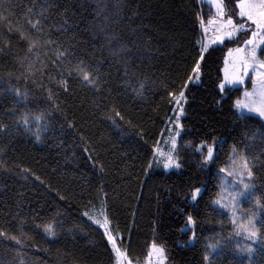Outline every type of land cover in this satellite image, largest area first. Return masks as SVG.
Here are the masks:
<instances>
[{
    "label": "trees",
    "instance_id": "16d2710c",
    "mask_svg": "<svg viewBox=\"0 0 264 264\" xmlns=\"http://www.w3.org/2000/svg\"><path fill=\"white\" fill-rule=\"evenodd\" d=\"M236 2L223 0L234 19ZM209 16L199 0H0V264H115L98 214L133 263L155 242L167 264H264V120L236 111L241 87L219 88L239 39L208 46L189 81ZM181 91L180 167L167 169L155 149L173 136ZM200 144L214 146L209 164ZM242 157L258 212L250 256L214 205L219 171Z\"/></svg>",
    "mask_w": 264,
    "mask_h": 264
},
{
    "label": "snow or ice",
    "instance_id": "6c2138e0",
    "mask_svg": "<svg viewBox=\"0 0 264 264\" xmlns=\"http://www.w3.org/2000/svg\"><path fill=\"white\" fill-rule=\"evenodd\" d=\"M215 7L217 10L218 16L221 18L219 21L212 19L209 20V24H219V27L215 29L216 35L214 38L211 40V43H223L225 39L227 40H233L236 38V35L238 32H240L245 25L244 24H239L235 23L233 21V18L231 15H227L226 19L225 17V11H224V6H223V0H214ZM239 7V16L242 18H246V21H250L251 24L255 25V30L252 31L251 36L248 39H245L243 41V46L237 47L235 49H229V55L231 56L233 52H235L236 59L238 60L239 64L242 67V71L238 76H234L231 80L228 81V83H240L242 84L244 82V77L248 75V70L251 68L254 75L252 76V84L253 88L259 89V95L261 96L262 101H264V60L260 59L259 56L257 55V50L261 48V45H264V0H239L238 3ZM203 22V21H202ZM33 27H37V25H33ZM207 29H205V32ZM25 39H30L29 37H24ZM35 43L30 41V48L29 51H32L33 47H35ZM208 45H203L200 53H199V59L195 61V66L192 69V72L196 74V79L199 78V71H200V64L201 61L204 59V53L207 51ZM77 72H79L82 75V79L84 82L88 84H94L95 81L90 75L89 72L85 71L83 67L80 65L76 66L75 69ZM69 75H71V70L69 71ZM193 77H189V81H192ZM60 85L67 90L68 84L66 80H61ZM144 87L143 84L140 85V88L142 89ZM187 87V85H185ZM221 91L224 90V85H220ZM17 96L19 97L21 93L19 90L16 92ZM139 94V93H138ZM169 95H173L172 93H169ZM245 97L248 98L253 95V93H249L245 91L244 93ZM184 98V93L183 91L180 92L179 98L174 97V99H177V103H179V99ZM49 99H51V93H49ZM237 108L240 109H246L248 112H256L259 114L260 117H264V102L261 103L260 106L258 107H253L250 104L247 103H242L240 100H237L236 102ZM183 109L181 108V112ZM119 115V113H116ZM37 121L41 119L40 116L35 117ZM20 122L27 127L29 124V117L28 114H24ZM179 125H177V128L179 129ZM179 130L177 131V136H179ZM39 138V137H37ZM201 146V150H202ZM176 149V142L175 139L173 138L172 141V150L175 151ZM166 163H164L165 168H179L180 164L178 163V159L174 157L172 154H168L165 156ZM213 159V148L208 147L207 149V156L205 157L204 162L207 163L208 161H211ZM242 159V164L240 165L241 169L243 170L241 172V176L239 179V184L242 186V190L235 192L234 194L231 195V200L232 201H237L240 198L244 197L246 194H250V191L252 189V185L249 183L244 182V172H246L247 178L249 180L252 179L253 177V172L251 170V167L249 166V163L246 158H241ZM235 164V161H233ZM221 171H224V169H221ZM229 176L234 175V172H228ZM201 192L200 188H196L192 192V199L196 200L197 196ZM221 196L223 198V192L221 193ZM215 203L220 204V201H216ZM222 207H227L226 204L221 205ZM258 206H264V205H259L258 201ZM87 215V213H85ZM95 223L99 224L100 221L97 220ZM108 220L107 217H104V223L101 225L102 227L105 228V234L107 235V238L109 242L111 243L112 246V251L115 254V264H132L131 260L127 258V253L126 251H122L120 246L117 244V236H114L111 234V232L108 231ZM235 223V221H233ZM188 224L189 225H194L195 220L193 217L189 216L188 217ZM241 229H243L245 232H247V237L248 239L252 241H256L259 239V233L256 230L255 227V220L254 218H249L247 225L241 224L239 225ZM44 232L48 234V236L54 237L55 236V231L51 225H48L44 228ZM239 234V233H237ZM0 235H4V233L0 232ZM21 235H24L23 231H21ZM193 239L195 238V233H193ZM11 239L16 240L17 244H20L21 242L16 239L15 236L11 237ZM209 250L212 252H216L221 245L218 243L216 245H209ZM152 250L158 253L160 257H164V248L159 247L153 242L152 244ZM238 252L241 253H246L249 256L253 253V249L251 247H246V248H237ZM205 260H209V256L206 254L205 255Z\"/></svg>",
    "mask_w": 264,
    "mask_h": 264
},
{
    "label": "rangeland",
    "instance_id": "374dc122",
    "mask_svg": "<svg viewBox=\"0 0 264 264\" xmlns=\"http://www.w3.org/2000/svg\"><path fill=\"white\" fill-rule=\"evenodd\" d=\"M199 1L201 3L207 4L209 9H210V16L207 19L202 20L203 21L202 22V31H203L202 44L208 45V46H210V45H222L225 41H231V40L225 39V41L223 43H211V40L217 34L215 29L219 27V24H216V25L209 24L208 21L212 20V19L219 21L221 18L217 14V10L215 7L214 0H199ZM238 3H239V0H237V2H236L237 19H234L233 16H232V18H233V21L235 23L244 24L245 27L240 32H238L236 35V38H234V39H239V43L235 46L228 48L225 52V55L223 58V66L221 68L222 77H221V82L219 84V88H220L221 84L224 85V88L241 87L242 88L241 94L237 100H240L242 103L250 104L253 107H258L264 101H262L261 96L259 95V89L257 88L254 90V88H253L251 78L254 75V73H253L251 68L248 70V75L244 77V82L242 84H240V83H228L229 80H231L234 76H238L240 74V72L242 71V67L239 64L238 60L236 59L237 54L235 52H233V54L230 56L229 55V49H235L237 47L243 46V41L245 39H248L251 36L252 31L255 30V25L251 24L250 21H246V18H242L239 16ZM225 14H226V12H225ZM227 15H229V14L225 15V17H224L225 19H226ZM205 29H207L206 32H205ZM257 52H258V50H257ZM195 77H196V74L193 75V80L195 79ZM245 91H247L249 93H253V95L246 98L244 95ZM181 100L182 99H179V103H176V109H175V112L173 113V117H172L171 123H170V126L172 124H174V126H175L174 129H172L173 130V136L171 137L170 141H164V143L162 145L157 146L155 149V153H156L157 157L160 158L161 161H163V164L166 163V159H165L166 155L172 154L175 157V153L172 150V141H173V138L174 139L176 138L177 131H178L177 125H179L178 119L182 115V112H181V102L182 101ZM234 106H235V109L238 113H250V114H254V115L260 117L259 114L256 112H248L246 109L237 108L236 103L234 104ZM260 118H262L264 120V117H260ZM201 146H203V145L200 144L197 148L199 150H201ZM208 147L213 148V155H214V146L213 145H208V146L206 145L205 147H202V149L204 148V150H205V154H204L205 157L207 156ZM205 157H204V160H205ZM233 161H235V164L233 163ZM233 161L231 160L230 164L221 168V169H224V171H221V170L219 171L220 189H219L218 197L214 201V205L221 212L226 213L229 216V218L232 222V225L234 227L233 239L236 240V242L238 244L240 243L242 248L251 247L253 249L257 240L254 242V241L248 239L247 232H245L243 229H241L239 227V225H241V224L247 225L248 219L254 218L255 227H256L258 212L256 209H252V207L249 206L248 196L250 194H246L244 197L240 198L237 201L231 200L230 194H234L235 192L242 190V186L239 184V179L241 176V172L243 171L240 167V165L242 164L243 161L241 159H237V158H233ZM210 162L211 161H208L205 164H209ZM171 168H173V167H171ZM228 172H234V175L229 176ZM244 182L251 184V180H249L247 178L246 172H244ZM222 192H223V198L221 196ZM216 201H220V204L215 203ZM224 204H226L227 207L221 206ZM104 217H105L104 214H100V215L98 214L92 220L94 221V223L97 220L100 221L99 224H97V223L96 224L102 229L103 233L105 234V228L101 226L104 223ZM233 221H235V223H233ZM108 231L111 232L112 235H114L112 233V231L110 230L109 225H108ZM237 233H239V234H237ZM105 236L107 237L106 234H105ZM192 237H193V235L191 234L189 243L193 242ZM109 244H110V247L112 249L110 242H109ZM117 244L120 246L122 251H125L124 248L121 247V245L119 244V239H117ZM152 244L153 243H151L149 248H148L147 256L145 257V259L141 263H133L131 261L132 264H167V258H166L165 252H164V257H160L158 255V253H156L155 251L152 250ZM157 246H159V245H157ZM159 247H161V246H159ZM114 258H115V254H114Z\"/></svg>",
    "mask_w": 264,
    "mask_h": 264
}]
</instances>
